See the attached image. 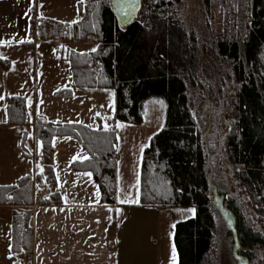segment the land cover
<instances>
[{
  "label": "trees",
  "instance_id": "trees-1",
  "mask_svg": "<svg viewBox=\"0 0 264 264\" xmlns=\"http://www.w3.org/2000/svg\"><path fill=\"white\" fill-rule=\"evenodd\" d=\"M81 18L73 25V39L95 37L97 49L69 56L77 90L112 91L115 111L112 128L81 123H52L35 117L23 97L6 99L7 124L31 128L40 149V171L34 179L22 177L15 185L0 186V205L17 209L12 217L14 252L31 259L32 217L36 187L48 189L42 204H59L52 168L53 140L74 138L88 158L75 161V171L92 173L101 203L115 204L117 125H141L147 100L165 102L164 123L144 149L140 171L139 206L168 210L193 208L194 216L174 226L176 264H206L216 229L204 139L190 111L187 83L195 79L196 49L182 41L185 34L174 24L170 7L175 0H141L139 13L120 27L109 0H78ZM211 40L201 43L203 54L228 66L234 83V121L224 136L226 157L241 199L260 221L264 220V0H202ZM44 39L55 40L67 25L41 21ZM61 35V34H60ZM32 36V31H31ZM172 38L180 42L179 53ZM206 48V49H205ZM178 49V48H177ZM57 96L70 97L63 89ZM23 150V149H22ZM24 152V150H23ZM31 157V155H27ZM36 183V186L35 184ZM235 217L239 254L253 264L264 251V235L253 230L235 199H224Z\"/></svg>",
  "mask_w": 264,
  "mask_h": 264
},
{
  "label": "crops",
  "instance_id": "crops-1",
  "mask_svg": "<svg viewBox=\"0 0 264 264\" xmlns=\"http://www.w3.org/2000/svg\"><path fill=\"white\" fill-rule=\"evenodd\" d=\"M49 12L48 9L41 10L39 0H0L1 113L4 112L5 99L23 95L16 92L19 88L3 83L4 76L1 72L7 73L11 68L9 54L15 52L16 47L25 52V55H28V49H36L37 42L44 38L33 29L37 24L40 25L41 21L55 22L48 17ZM45 14L46 17H42ZM36 79L34 75V89ZM23 97L25 100L26 97ZM155 100L158 99H150L144 103L141 125L114 127L116 168L113 205L101 203L99 188L92 173L75 171L71 167L73 162L85 160V157L87 159V152L75 139L83 151H80L76 143L68 141L71 137L59 138L67 140L70 144L66 146L71 147L70 153L64 158L66 164L63 168H56L52 164L56 180L55 190L60 203L41 204L35 209L31 206L33 213L30 220V260L24 251H13L12 217L17 207L0 205V264H173L175 259L177 261L176 253L172 257L173 250L170 245L164 244L165 226L162 219L165 211L139 206L143 152L153 135L161 128L144 119L146 106L153 105ZM34 102L37 104V98ZM96 121V126L88 127L95 128L100 125L109 130L113 126L111 122L110 127L105 128L101 119ZM0 126L8 125L5 121H0ZM27 130L31 131L32 150L29 151L22 145L25 152H20L16 169L13 172L11 169V174L2 169L0 186L14 185L8 184L12 176H19V179L30 176L34 179L40 171V149L36 144L34 131L31 128ZM21 133L29 136L28 131ZM34 184L36 186V183ZM38 191L49 194L48 189L42 187H36L35 193ZM165 232L168 238L170 232L168 229Z\"/></svg>",
  "mask_w": 264,
  "mask_h": 264
},
{
  "label": "rangeland",
  "instance_id": "rangeland-1",
  "mask_svg": "<svg viewBox=\"0 0 264 264\" xmlns=\"http://www.w3.org/2000/svg\"><path fill=\"white\" fill-rule=\"evenodd\" d=\"M84 1V0H82ZM78 0H39L42 9H48V17L55 22L67 25L68 39L62 38V32L54 40L40 39L36 49H28V55L16 47V51L9 54L11 68L1 72L4 76L3 83L9 84L25 96V102L33 110V116L41 119H51L55 122L81 123L94 127L97 119H101L105 128H109L115 111V98L112 91L90 90L82 92L76 89L73 82L72 68L69 60L71 54H89L97 49L95 37H89L85 41L73 39V25L81 18L78 9ZM170 15L174 17L180 30L185 34L182 41L191 42L192 49H196L197 66L195 79L187 83L190 111L202 133L207 154L209 180L217 189V193L226 198L235 199L241 209L242 215L253 230L264 235V220L259 218L251 210L248 204L241 199L239 187L233 179L230 163L226 157L225 134L230 130L234 121L232 114V93L234 83L227 78L229 68L227 65L217 62L210 55L203 54L200 50L201 43L211 40L209 20L205 12L202 0H175L170 7ZM42 17H46L43 15ZM38 27V24H37ZM37 27L33 30L37 33ZM35 33V34H36ZM181 44L172 38V49L179 53ZM178 48V49H177ZM7 50V48H4ZM206 49V48H205ZM34 51V52H33ZM36 75V88L34 84ZM63 89L70 91V97L57 96V92ZM24 98V97H23ZM37 98V104H35ZM165 102L162 99L155 100L146 106L144 119L162 127L164 123ZM0 121L7 124L6 99L4 112ZM0 126V173L2 169L11 174L20 160L22 145L29 151L32 150V138L29 128L17 125ZM21 131H28L29 136ZM26 139V140H25ZM79 144L74 138H70ZM67 140L55 138L53 140L54 159L52 164L57 168H63L66 164L65 157L70 153L71 147ZM70 144V143H69ZM71 146V145H70ZM25 152V151H24ZM40 157V154H39ZM62 174V173H61ZM8 184H16L19 176H12ZM212 193V191H211ZM164 244L170 245L173 252L174 226L179 221H184L194 216L193 208H173L164 210ZM216 229L213 245L206 264H235L232 255L233 240L226 230L220 215L215 212ZM169 226V227H167ZM169 230L168 238L166 237ZM172 257L176 253H173ZM169 259V258H168ZM176 264V259L173 262ZM253 264H264V251L255 253Z\"/></svg>",
  "mask_w": 264,
  "mask_h": 264
},
{
  "label": "water",
  "instance_id": "water-1",
  "mask_svg": "<svg viewBox=\"0 0 264 264\" xmlns=\"http://www.w3.org/2000/svg\"><path fill=\"white\" fill-rule=\"evenodd\" d=\"M109 3L119 26L126 27L136 19L140 10L141 0H109ZM209 185L212 191V205L220 215L226 230L232 236V255L236 262L235 264H249L247 258L239 254L240 244L237 238L233 213L226 207L223 197L217 193V189L211 184L210 180Z\"/></svg>",
  "mask_w": 264,
  "mask_h": 264
},
{
  "label": "built area",
  "instance_id": "built-area-1",
  "mask_svg": "<svg viewBox=\"0 0 264 264\" xmlns=\"http://www.w3.org/2000/svg\"><path fill=\"white\" fill-rule=\"evenodd\" d=\"M47 198V194L40 191L35 193V200L32 204V209L38 208L42 202Z\"/></svg>",
  "mask_w": 264,
  "mask_h": 264
},
{
  "label": "snow or ice",
  "instance_id": "snow-or-ice-1",
  "mask_svg": "<svg viewBox=\"0 0 264 264\" xmlns=\"http://www.w3.org/2000/svg\"><path fill=\"white\" fill-rule=\"evenodd\" d=\"M95 51V50H94ZM85 159H86V157H85ZM90 175V174H89ZM124 201H121V203H123Z\"/></svg>",
  "mask_w": 264,
  "mask_h": 264
}]
</instances>
